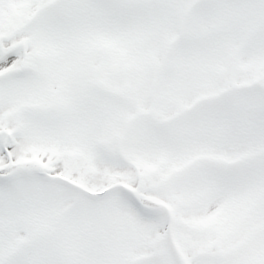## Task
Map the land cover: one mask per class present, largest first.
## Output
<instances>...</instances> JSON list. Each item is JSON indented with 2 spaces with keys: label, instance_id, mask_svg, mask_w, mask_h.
<instances>
[{
  "label": "snow or ice",
  "instance_id": "1",
  "mask_svg": "<svg viewBox=\"0 0 264 264\" xmlns=\"http://www.w3.org/2000/svg\"><path fill=\"white\" fill-rule=\"evenodd\" d=\"M0 264H264V0H0Z\"/></svg>",
  "mask_w": 264,
  "mask_h": 264
}]
</instances>
